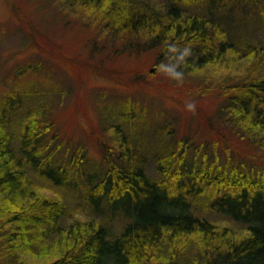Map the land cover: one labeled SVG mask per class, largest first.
Instances as JSON below:
<instances>
[{
  "label": "trees",
  "instance_id": "trees-1",
  "mask_svg": "<svg viewBox=\"0 0 264 264\" xmlns=\"http://www.w3.org/2000/svg\"><path fill=\"white\" fill-rule=\"evenodd\" d=\"M63 1L92 10L102 33L124 43L122 53L151 52L158 72L178 75L248 61L250 74L222 85L228 101L222 111L234 115L231 122L247 142L264 147V41L244 34L250 18H262L264 0H166L164 8L148 0ZM120 76L127 84L145 83L132 72ZM30 93L11 91L0 100V258L5 264H27L25 253L44 258V264H155L166 242L173 248L176 238L193 233L203 242L189 264H264V161L254 164L228 154L221 165L217 152L211 160L197 151L206 143L194 146L190 137L174 135L158 140L165 127L140 137L139 148L132 131L142 129L141 115L109 106L112 115L127 119V130L122 123L114 128L117 154L105 148L102 160L87 162L82 146L65 147L59 134L50 132L55 121L34 112L18 120ZM13 125L20 133L16 148ZM155 141L161 146L150 148ZM148 153L157 163V178L146 171ZM45 186L72 187L85 208L104 220H72L65 199L45 194ZM209 191L208 211L246 226L247 234L219 230L197 216L193 202ZM180 256L173 249L167 264H180Z\"/></svg>",
  "mask_w": 264,
  "mask_h": 264
},
{
  "label": "rangeland",
  "instance_id": "rangeland-1",
  "mask_svg": "<svg viewBox=\"0 0 264 264\" xmlns=\"http://www.w3.org/2000/svg\"><path fill=\"white\" fill-rule=\"evenodd\" d=\"M148 1L159 8H164L166 3V0ZM261 8L262 18L260 15L259 19L250 18L244 29V34L252 40L264 41V5ZM87 12L63 0H0V100L11 91L31 92L25 96L18 120L27 112H34L43 121H55L50 132H57L65 147L82 146L87 162H99L105 148L117 154L115 126L122 123L121 128L128 127L127 119L112 115L115 110H107L108 107L117 106L124 111L130 108L141 115L137 121L142 127L138 128L141 134L132 131V139L139 148L144 144L140 137H148L157 127H165L164 131L158 130V140L164 143L166 137L174 135L190 137L194 146L206 143L207 148H197V151H205L211 160L217 152L221 165L228 161V154L256 161L254 164L264 161V147L247 142L242 131L231 122L234 115L222 111L228 102L222 94V85L250 74L248 61L241 59L233 67H206L186 74L174 75L156 69L152 73L155 66L151 52L131 56L122 53L124 43L102 33L92 10ZM130 72L145 83H125L120 75ZM130 80H134V75ZM169 132L172 134L167 135ZM10 133L16 148L18 127L11 126ZM148 146L155 149L161 144L155 141ZM195 153L193 147L190 158ZM156 167L152 153H148L145 168L149 176H159ZM43 192L62 196L72 210V220H104L100 214L85 208L72 187L64 191L45 186ZM208 193L193 202L197 216L213 222L219 230L227 229L236 236L247 234L246 226L208 211L206 201L213 192ZM51 240L52 236L47 242ZM201 242L202 236L195 233L176 238L173 248L166 242L161 262L154 263L167 264L173 249H178L180 264H189L188 260L198 254ZM23 257L27 264L45 262L44 258L29 253ZM0 264H5L1 258Z\"/></svg>",
  "mask_w": 264,
  "mask_h": 264
},
{
  "label": "clouds",
  "instance_id": "clouds-1",
  "mask_svg": "<svg viewBox=\"0 0 264 264\" xmlns=\"http://www.w3.org/2000/svg\"><path fill=\"white\" fill-rule=\"evenodd\" d=\"M189 109H192V105H188Z\"/></svg>",
  "mask_w": 264,
  "mask_h": 264
},
{
  "label": "water",
  "instance_id": "water-1",
  "mask_svg": "<svg viewBox=\"0 0 264 264\" xmlns=\"http://www.w3.org/2000/svg\"><path fill=\"white\" fill-rule=\"evenodd\" d=\"M152 72H154L155 71V68H152V70H151Z\"/></svg>",
  "mask_w": 264,
  "mask_h": 264
}]
</instances>
